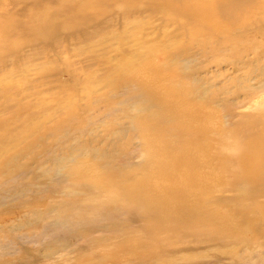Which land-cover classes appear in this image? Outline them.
<instances>
[{"label": "rangeland", "instance_id": "rangeland-1", "mask_svg": "<svg viewBox=\"0 0 264 264\" xmlns=\"http://www.w3.org/2000/svg\"><path fill=\"white\" fill-rule=\"evenodd\" d=\"M63 1L0 0V157L6 155L5 159L0 160L5 163L11 161L4 166L11 171L15 168L16 173L29 167L22 181L32 184L34 172L43 175V172L52 170L54 174L62 176L74 161L90 158L98 166L95 167L97 172L93 174H98L97 177L103 179L106 175L102 170L112 166L102 158L98 159L104 148L107 153V148L115 149L112 146L116 144L119 148L122 143L127 147L129 143L132 148L138 149L142 143L138 139L129 140L127 134L123 138L124 133H120L117 128H124L129 132L132 130L129 128L130 118L127 114L130 112L128 115L134 116L139 102L131 98L128 100L126 94L120 100L114 98L116 85L109 80L116 78L112 71L115 63L118 66L125 59L124 63L130 61L132 64L142 65L150 59L149 53L158 47L166 48L174 56L171 63L179 69V76L176 78L178 81L191 88L200 86V90L207 93L205 96L214 98L218 106L227 104L224 110H217H221V119L229 134L238 132V138L241 140L242 137L244 140V132L238 130L242 123L245 124L246 118H241V115H256L264 110V94H252L259 89L255 90V87H264V55H261L260 60L244 59L234 62V66L231 63L232 58L239 59L236 57L238 53L239 57L244 56L245 49L252 52L255 49L264 54V37H259V41H242L246 37L240 40L232 33L233 35L221 39L217 32L201 28L202 25L196 24L194 20L180 27L166 17V12L151 11L148 7L136 11L130 9L123 14L118 6V9L113 8L118 3L115 0H110L114 3L108 5L107 9L103 3L94 4V0ZM214 1L206 0L205 3L209 6ZM226 1L233 2L235 6L242 0ZM254 1L257 2L251 5V0H244L243 5L248 2V7H255L259 2L258 16L263 18L264 0ZM243 5L236 6L240 8ZM80 6L83 9L87 7L82 12V18L77 12ZM103 8L106 9L105 12H101ZM63 14L66 15L64 18ZM171 16L176 20L179 18L173 14ZM228 23L222 22L221 27L229 29ZM258 42L260 46H257ZM259 47L262 48L261 51ZM187 62L190 63L185 64ZM168 85L170 82L162 81L156 87L159 89ZM110 87H113V91ZM246 89L251 90L246 92ZM145 99L144 97L143 102ZM100 100L109 102V110L101 104L108 111L102 110L99 113L92 110L95 108L92 104ZM241 101L244 104L238 108L237 103ZM84 107L90 109L82 111ZM220 114L214 113V124H217ZM229 114L233 116L230 117ZM19 134L26 137L22 144L12 150H4L9 143H20L11 141ZM56 140H60L58 144L62 145H57L55 149L54 146L51 147L53 150L50 157L54 156L55 159L45 162L42 158L41 168L34 171L36 164L33 160L42 146L50 147ZM34 141L37 142L31 148L24 147ZM235 147L238 146L232 144L229 150L235 151ZM66 148L71 149L66 151ZM118 153L113 157L118 156ZM123 159L120 157L118 160L120 162ZM143 160V157L136 156L131 159L132 166L129 169L132 167V170H123L118 165L113 170L130 173L127 179L134 183V180H142L144 177L141 173L133 172L146 167ZM147 179L157 187L167 184V181L162 182L157 178ZM0 180L4 181L1 174ZM30 190H34V185ZM19 191L22 192L21 189ZM27 195L22 198L23 201H11L0 207V264H244L242 260L248 258L250 251H245V245L240 243L239 237H249L253 242L261 240L252 233L247 235L245 231L238 232L237 236H233V232L227 233L226 238L210 237L212 231L208 229L207 223L204 227L201 223L198 226H185L178 230L179 233L156 234L157 229L153 228L155 232L145 230L148 222L146 214L135 203L128 206L110 204L105 211H95L96 215L87 213L85 216L72 218L73 221H69L68 216L65 217L66 222H63L62 215H69L70 212L60 208L59 203H56L57 199L35 203L33 196ZM60 196L63 197L59 194L58 197ZM211 196H223L229 201L235 194L212 192ZM79 205L85 206L87 211L91 210L89 206H93L87 202ZM48 206L58 207L61 212L65 210V213L51 210L52 213H44L39 218L33 213L36 208L42 210ZM215 206H218L217 203ZM108 210H111V215L106 212ZM23 217L25 219L21 220ZM80 221L85 222L84 225L79 230L72 231L70 228L74 225L71 223ZM54 222L56 224L53 226ZM45 224L48 228H57L49 239L46 236L51 231L44 229ZM233 226L236 227L234 222ZM61 227L63 232L59 229ZM67 230L70 232L69 236L64 235L65 232L68 233ZM82 235L84 239L78 240L77 245H74L76 241L73 238L80 239ZM67 240L70 243L69 250H75L74 253L69 251L71 256L57 251L52 259L40 260L49 255L47 241H50L51 249L58 250ZM85 244L89 247L85 248Z\"/></svg>", "mask_w": 264, "mask_h": 264}, {"label": "bare ground", "instance_id": "bare-ground-1", "mask_svg": "<svg viewBox=\"0 0 264 264\" xmlns=\"http://www.w3.org/2000/svg\"><path fill=\"white\" fill-rule=\"evenodd\" d=\"M115 1L118 3L114 4L113 8L118 9L119 7L120 12L123 14L130 9H132L130 11H136L143 7H148L151 11L166 12V17L171 21H175L176 25L178 24L180 27L194 20L196 24L202 25L201 28H210V30L217 32L218 38L221 39L228 37L232 33L235 38L240 40L246 37L242 41H259V37H264V15L261 16L263 18L258 16L259 2L256 5L254 4L255 7H250L255 2L254 0H251L249 7L246 5L248 2L244 4L246 6L243 5L244 0L240 4H236L243 5V8L234 6L233 2L226 0H215L209 6L205 3L206 0ZM92 2L94 4L103 3L106 9L108 5L114 3H111L110 0H94ZM86 8L83 9L80 6L77 11L81 18L82 12ZM106 9L103 8L101 12H105ZM171 14L180 19L176 20ZM64 16L66 15L63 14V18ZM222 22H229L230 28L227 30L223 29L221 27ZM43 27H45L44 23ZM259 44L258 42L257 46H260ZM258 49L261 51L262 48L259 47ZM252 50L253 52L245 49V55L242 57H239L240 54L238 53L236 57L239 59L232 58V66H234V62L238 63L244 59L254 61L262 59L261 55L264 54L256 52L255 49ZM149 54L150 59L146 60L142 65L132 64L130 61L127 62L128 64L124 63L125 59L118 66L115 63L114 66L117 67L113 66L112 71L116 78L112 79V81L109 80L110 83L116 85L113 93L114 98H119L120 100L121 96L126 94L128 100L131 98L139 102L137 109H135L136 114L134 116H129L130 112L127 114L130 118L129 128L132 130L130 132L124 128H117V130L120 133H124L125 136L122 134L123 138L127 134L129 140L138 139L142 145L137 149L136 147L132 148L131 144L128 143L129 149L128 146L125 147V143L119 144V148H117L116 144V146H112L115 149L110 150L107 148V153L106 148H104L103 152L99 153L98 159L102 158L101 160H105L112 166L102 170L106 175L103 179L98 178V174H93L97 172L95 167H98L93 158L74 161L62 176H58V173L54 174L52 170L46 173L43 172V175L35 174L36 172H34L31 178L33 180L32 184L28 181H22L29 171V167L22 170L19 169L21 171L16 173L17 170L15 168L11 171L4 166L11 161L5 163L0 160L2 162L0 163V174L4 179V181L0 180V207L6 206L11 201H23L22 198L27 194L33 196L35 203H39L41 200L49 201L53 199L56 201L57 199L56 203H59V207H63L70 212L67 215L64 210L65 214L62 215L63 217L60 216L62 217L61 220L66 222L65 217L69 216V221H73L74 219L72 218H79L87 213L100 212L99 210L105 211L106 207H110V204L128 206L135 203L137 208L146 214L148 222H146L145 230L153 231V228L157 229V232L153 231L156 234L161 232L179 233L178 230L185 226H198L200 223L203 224V227L206 223L208 224V229L212 231L209 234L210 237L222 236L226 238L227 233L230 232H233V236H237L238 232L241 231H245L247 235L252 233V235L258 236V239L261 238L262 241L256 240V242H253V240L248 239L249 237H239L241 239L240 243L245 245V251H250L248 258H244L242 261H244V264H264V110L262 109L256 115H241V118L246 119L244 120L245 124L242 123L238 129L244 132L245 139L243 140L241 137L240 140L238 132L228 133L221 119L220 112L227 107V104L222 102L223 104L218 106L214 98L205 96L207 93L201 91L200 86L194 85L195 87L191 88L181 83L180 80L178 81L176 78L179 76V73H177L179 69L172 65L171 62L174 56L169 54L166 48L158 47ZM180 56H182V53ZM188 63L190 62L185 64ZM181 75L180 79H182ZM162 81L170 82V85L157 89L156 85ZM186 83L188 82L186 81ZM262 86L255 87V90L259 89L250 93L254 94L255 92L256 94V92H259L260 96L263 95L264 87ZM110 88L113 91V87ZM248 90L251 89H246V92ZM144 97L146 99L143 102ZM101 104H104L108 110L110 109L109 102L100 100L92 104L95 107L92 110L99 113L102 110L106 112L107 109H103ZM243 104L242 101L238 102L237 107L240 108ZM67 105L70 106L68 102ZM90 107H84L82 111H86ZM217 109L221 110L218 111ZM214 113L220 114V119L217 117V124L213 122ZM229 116L231 117L233 114H229ZM215 125L217 126L215 127ZM246 132L248 133L245 135ZM22 133L25 134V132ZM25 138L22 134H19L15 140L12 139L11 141L20 143H9L5 145L4 150H12V148L21 145ZM37 141L31 142L28 146L25 144L24 147L31 148ZM60 142V140H56L50 147L42 146L36 158H34L35 160H33V163L36 164L33 167L34 171L41 168L42 158L45 159V162L51 161L52 158L55 159L54 156L50 157V152L53 150L51 147L54 146L55 149L57 145H62L58 144ZM232 144L238 146L235 147V151L229 150ZM69 149L66 148V151H69ZM117 152H119L118 156L114 158L113 155H116ZM136 156L143 157L146 167L142 168V170H133L134 173H141L144 177H142V180H134V183H132L127 179L130 173L124 174L120 173L119 170L115 171L113 169L115 165H118L123 170H132V167L129 169V166H132L131 159ZM4 157L0 158L3 159ZM120 157L124 159L119 162L118 159ZM11 159L13 160V158ZM67 160L72 161L70 159ZM91 163L92 165L90 166ZM145 176L147 178H157L162 182L167 181V184L157 187L150 183ZM33 185L34 190H30V188L33 189ZM212 192H231L235 196L229 201L226 200V197L219 196L224 199L221 200V198L211 196ZM21 193L25 194L22 195ZM59 194L63 195V197H58ZM43 195L44 197H42ZM81 202L91 203L93 205L89 206L91 210L87 211L85 206L79 205ZM215 203L218 206H215ZM212 207L214 208L211 209ZM60 208H50L49 206L44 207L42 210H40L41 208H36L33 213L39 218L44 213H52L50 212L51 210L61 212ZM222 208L227 209L224 210ZM106 212L111 215V210ZM24 219L25 217L21 220ZM79 220L83 221V219ZM81 221L75 224L71 223L74 226L70 229L72 231L75 229L79 230L85 223ZM233 222L236 227L233 226ZM56 223H59V221H56ZM56 223L54 222L53 226ZM216 224H218V227H215ZM243 226L244 228L242 229ZM44 229L51 231V233L47 232L46 238L49 239L57 228H48L47 224H45ZM59 229L61 232L64 230L62 227ZM67 231L68 233L66 234L65 232L64 235L69 236L70 232L69 230ZM90 231L94 232L92 229ZM127 235L131 236L130 233ZM83 239L84 235L80 239L73 238V241H76L74 245H77L78 240ZM127 241L128 239H126ZM49 242L47 241L46 243L49 255L40 260L47 261L50 258L52 259L53 254L57 251L65 253L66 256H71L70 252L72 250H69V240L65 241L61 249L58 250L57 248L51 249ZM87 247L89 245L85 244V248Z\"/></svg>", "mask_w": 264, "mask_h": 264}]
</instances>
